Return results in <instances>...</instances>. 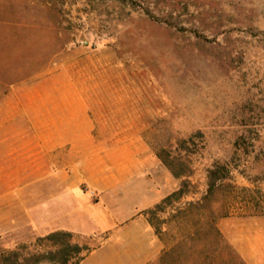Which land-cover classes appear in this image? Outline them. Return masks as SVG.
<instances>
[{"label":"rangeland","instance_id":"rangeland-1","mask_svg":"<svg viewBox=\"0 0 264 264\" xmlns=\"http://www.w3.org/2000/svg\"><path fill=\"white\" fill-rule=\"evenodd\" d=\"M64 175L91 201L166 191L137 214L162 233L154 264H250L264 0H0V264H82L106 238L35 230Z\"/></svg>","mask_w":264,"mask_h":264},{"label":"crops","instance_id":"crops-1","mask_svg":"<svg viewBox=\"0 0 264 264\" xmlns=\"http://www.w3.org/2000/svg\"><path fill=\"white\" fill-rule=\"evenodd\" d=\"M63 178L61 181L65 184L52 189L55 195L51 196L47 214L33 216V226L39 234L56 230L91 236L106 233L103 242L85 255L82 264L156 262L163 250L162 233L147 217L137 214L157 205L166 191L108 189L102 192L103 198L120 199L110 203L91 201L87 193L81 195L80 189L68 184V175ZM242 232L241 246L237 240L233 242L243 258L250 264H264V217L248 219L243 223Z\"/></svg>","mask_w":264,"mask_h":264},{"label":"trees","instance_id":"trees-1","mask_svg":"<svg viewBox=\"0 0 264 264\" xmlns=\"http://www.w3.org/2000/svg\"><path fill=\"white\" fill-rule=\"evenodd\" d=\"M220 169H223L221 168L220 166L218 165H215L213 168H211L209 170V180H210V188L213 189L214 186L216 185V182L218 180H221L223 178L226 177V174L227 173H221L222 171ZM229 207H231V205H229ZM227 214V213H226ZM258 214H264V212H261V213H249V215H258ZM90 251V250H89ZM85 257V256H84ZM84 257L82 258V260L84 259ZM82 262V261H81Z\"/></svg>","mask_w":264,"mask_h":264}]
</instances>
